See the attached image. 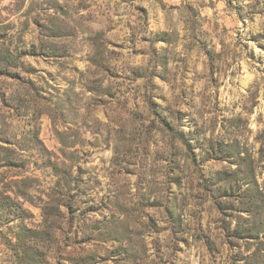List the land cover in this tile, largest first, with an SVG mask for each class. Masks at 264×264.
Returning a JSON list of instances; mask_svg holds the SVG:
<instances>
[{
    "label": "rangeland",
    "instance_id": "374dc122",
    "mask_svg": "<svg viewBox=\"0 0 264 264\" xmlns=\"http://www.w3.org/2000/svg\"><path fill=\"white\" fill-rule=\"evenodd\" d=\"M0 264H264V0H0Z\"/></svg>",
    "mask_w": 264,
    "mask_h": 264
}]
</instances>
